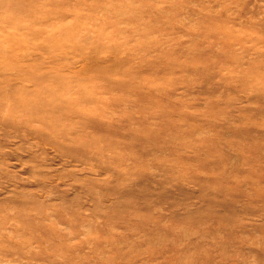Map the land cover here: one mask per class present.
Returning a JSON list of instances; mask_svg holds the SVG:
<instances>
[{"label": "rangeland", "instance_id": "rangeland-1", "mask_svg": "<svg viewBox=\"0 0 264 264\" xmlns=\"http://www.w3.org/2000/svg\"><path fill=\"white\" fill-rule=\"evenodd\" d=\"M0 264H264V0H0Z\"/></svg>", "mask_w": 264, "mask_h": 264}, {"label": "bare ground", "instance_id": "bare-ground-1", "mask_svg": "<svg viewBox=\"0 0 264 264\" xmlns=\"http://www.w3.org/2000/svg\"><path fill=\"white\" fill-rule=\"evenodd\" d=\"M45 45V44H44ZM50 46L52 45V44H49ZM48 45V46H49ZM53 47V46H52ZM69 85V84H68ZM56 90V89H55ZM42 91V90H41ZM47 92V91H46ZM46 95V94H45ZM52 95V94H51ZM39 96V95H38ZM40 98H41V95H40ZM52 98V97H51ZM55 98V97H54ZM53 98V99H54ZM57 98V97H56ZM21 101V100H20ZM54 101V100H53ZM56 101V100H55ZM66 101H67V99H66ZM61 102V101H60ZM39 103V102H38ZM41 104V103H40ZM56 104H58V102L56 103ZM24 105V104H23ZM35 105H37V104H35ZM50 105H51V102H50ZM49 104H48V106H50ZM20 106V105H19ZM22 106V105H21ZM39 106V105H38ZM52 106L54 107V105L52 104ZM26 107H27V105H26ZM47 107V106H46ZM52 107V108H53ZM56 107V106H55ZM46 109V108H45ZM54 109V108H53ZM58 109V108H57ZM48 110H50V108L48 109ZM37 111V110H36ZM40 112H42V110L41 111H38V113H40ZM63 115V114H62ZM36 118V117H35ZM38 118V117H37ZM10 120V119H9ZM44 127V126H43ZM36 129V128H35ZM42 131V130H41ZM28 228H30V226L28 227Z\"/></svg>", "mask_w": 264, "mask_h": 264}]
</instances>
